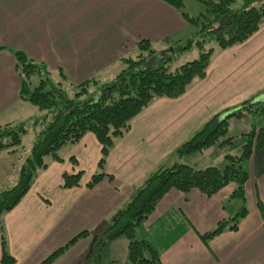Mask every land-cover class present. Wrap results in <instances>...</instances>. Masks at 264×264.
<instances>
[{"label": "crops", "instance_id": "1", "mask_svg": "<svg viewBox=\"0 0 264 264\" xmlns=\"http://www.w3.org/2000/svg\"><path fill=\"white\" fill-rule=\"evenodd\" d=\"M186 27L179 12L158 0H0V125L23 123L37 110L18 98L11 51L45 64L54 75L60 69L74 85L92 78L102 82V75L120 66V58L135 50L137 41L167 42ZM254 98L264 103V25L245 42L215 51L205 77L182 96L155 99L130 120L129 129L114 139L102 169L112 180L86 186L100 172L101 146L91 133L62 147V161L48 159V167L3 218L15 264H39L88 231L53 264L85 263L104 224L150 173L211 157L207 149L181 162L176 150L214 116ZM26 156L24 151L0 154V192L16 183ZM221 159L213 158L210 166L220 168ZM245 165L247 215L236 230L226 227L207 242L201 239L238 212L239 201L229 199L230 184L210 198L197 190L168 192L137 228L136 239L153 244L161 264H264V149ZM79 171L80 185L63 189V174ZM126 247L125 239L107 244L99 264H125Z\"/></svg>", "mask_w": 264, "mask_h": 264}, {"label": "trees", "instance_id": "2", "mask_svg": "<svg viewBox=\"0 0 264 264\" xmlns=\"http://www.w3.org/2000/svg\"><path fill=\"white\" fill-rule=\"evenodd\" d=\"M158 1L179 12L187 24L198 26L192 38H201L197 41L190 38L173 48V51L181 53L196 42L199 49L197 59L173 70L168 65L171 57H165L166 55L152 49L148 40H139L134 47L138 51L135 58L121 57L120 62L124 68L116 77L110 83L101 84L94 93H88L91 86L99 83L98 79L92 78L74 85L59 69V80L54 83L50 80L51 72L45 64L33 61L23 52L11 51L20 82L18 98L45 113L41 119L45 127L21 164L16 183L0 192V264L16 263L7 250L4 215L19 203L50 161H62L59 156L62 147L79 143L87 133L93 134L101 146L98 162L100 172L94 174L86 186L93 188L103 179L112 180V176L103 173L102 169L114 139L129 129L130 120L155 99H175L182 96L193 82L205 77L215 51L245 42L264 25V4L256 6L258 0H245L243 6L235 9L230 8V5L236 0H196L210 6V18L205 15V20L204 14L192 18L181 12L183 0ZM205 36L208 38L204 39ZM210 42L215 44L216 49L206 48V43ZM33 79L37 82L34 83ZM68 89L73 91L72 96ZM245 112L256 116L264 115V103L255 98L250 99L214 116L178 147L176 157L202 153L216 145H230V137L224 139L223 143L219 141L228 133L229 119H241ZM25 133L23 123L0 125V154L22 151V137ZM242 136L244 142L240 155H226L223 168L209 166L195 169L187 164L175 163L169 167L161 166L150 173L142 185L133 190L129 201L104 224L101 235L94 238L85 263L99 264L101 251L107 244L125 239V264H161L156 248L148 240L136 239V230L148 220L158 203L172 190L183 194L197 190L210 198L226 186L234 185L229 199L239 201L238 212L228 221L220 222L213 230L202 235L201 239L207 242L221 234L226 227L236 230L240 220L247 215L245 185L248 172L245 164L255 151L264 149V129L251 125L250 130ZM82 175L81 171L63 174L61 187H78ZM89 234L90 232L84 231L76 235L65 245L49 253L39 264H53L72 245Z\"/></svg>", "mask_w": 264, "mask_h": 264}, {"label": "rangeland", "instance_id": "3", "mask_svg": "<svg viewBox=\"0 0 264 264\" xmlns=\"http://www.w3.org/2000/svg\"><path fill=\"white\" fill-rule=\"evenodd\" d=\"M244 1L245 0H236L233 5H230V8L235 9V8H239V7L243 6L245 3ZM183 2H184V6H183L181 12L188 14L189 17L194 18V17H198L200 14H204L203 20H205V15L208 19L210 18V14H209L210 6H209V4L208 5L205 3L203 4V3H200L196 0H183ZM260 4H264V0H261V1L258 0L256 6H259ZM202 22H204V21H202ZM197 30H198V26L187 24V27L185 28V30L183 32L175 34L174 36L169 38V41H167V42L162 41L159 43H153V44H151V47H152V49L159 51L162 54L166 55L165 57H171V60L168 63V65H170V70H173V69L181 66L182 64H185L187 62H191V61L198 58L199 49L196 45V42H194V44L191 46L190 49L185 50L181 53L178 51H173V48L175 49L177 44H180V43L184 44L190 38L193 39L194 41L201 39L198 37L192 38V35ZM207 38H208L207 36L204 37V39H207ZM205 46H206V48L212 47V48L216 49L215 44L212 42L206 43ZM137 54H138V51L133 50L127 56L135 58V56ZM47 68H48V71L51 72L50 80L53 81L54 83L57 82L59 80V77L57 75H54V73L49 69V67H47ZM122 68H124V65L120 64V66H118L117 68L109 69L104 75H102V77H101L102 82H99L97 85L91 86L88 89V93L89 92L94 93L101 84L110 83L116 77V75L121 71ZM33 82L36 83L37 80L33 79ZM68 93L70 96L73 95V91L71 89H68ZM34 114H35V111L33 112L32 115H30V117L26 118L23 121V125L26 129V133L22 137V151H24L26 154H28V150H29L30 146L37 140L39 133L41 131H43V129L45 127V124L43 122H41V119L45 115V113L36 110V114L35 115ZM251 125H254L256 128L264 127V115L256 116V115L250 114L248 112H245L244 116L241 119H235V118L229 119L228 133H227L225 138H223L222 140L219 141V143H223L224 139H227L230 137V138H232L231 144L230 145L225 144V145H222L221 147L216 145V146L208 148V149H210L209 151H211L212 156L211 157L205 156L204 158H200L197 161H195V160L189 161L190 164H192L191 167H193L195 169L206 168V166L207 167L210 166L213 158L219 157L222 155L221 164L220 163H218V164H219L220 168L221 167L223 168V166L226 164V162H225V156L226 155H228V154L233 155V156L240 155L241 147H242L243 142H244V138L242 135H243V133H246L247 131L250 130ZM196 155H198V154H196ZM186 157L188 158V156H186ZM182 159L183 160H181V162L186 161L184 158H182ZM226 203H227V205H234L233 203H238V202H230V203L226 202ZM109 256L111 257V255H109ZM83 264H86V263H83ZM105 264H109V263H105Z\"/></svg>", "mask_w": 264, "mask_h": 264}]
</instances>
